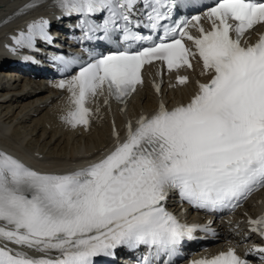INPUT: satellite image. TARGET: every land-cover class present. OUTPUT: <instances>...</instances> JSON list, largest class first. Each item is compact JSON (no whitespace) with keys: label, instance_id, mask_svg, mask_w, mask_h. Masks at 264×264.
<instances>
[{"label":"snow or ice","instance_id":"obj_1","mask_svg":"<svg viewBox=\"0 0 264 264\" xmlns=\"http://www.w3.org/2000/svg\"><path fill=\"white\" fill-rule=\"evenodd\" d=\"M56 3L65 15L81 17L86 38L122 33L132 42L59 81L57 86L70 92L71 107L62 119L73 128L91 125L87 104L105 87L126 101L143 82L145 64L191 68L190 57L198 54L213 75L187 104L168 109L161 102L135 126L129 121L114 150L73 172H41L0 149V241L7 242L0 244V264H95V258L114 255L121 246H147L171 256L195 230L166 209L171 192L201 208L235 209L264 188V34L255 43H242L245 33L264 24V0H215L206 13L211 30L200 23L201 16L166 25L175 0ZM48 23H30L26 34L14 37L16 44L31 47L37 36L48 39ZM141 26L162 30L163 36L141 35L135 30ZM192 27L199 36L191 34ZM144 41L148 46L133 48ZM178 81L185 84L188 77ZM250 223L264 236V215ZM143 264L154 262L145 257ZM193 264L247 261L229 249Z\"/></svg>","mask_w":264,"mask_h":264},{"label":"bare ground","instance_id":"obj_2","mask_svg":"<svg viewBox=\"0 0 264 264\" xmlns=\"http://www.w3.org/2000/svg\"><path fill=\"white\" fill-rule=\"evenodd\" d=\"M21 0H0V15ZM40 8L52 13L47 5ZM30 14L24 16L29 17ZM23 18L0 27V149H5L35 165L47 169H73L84 159L101 151L111 140V123L118 126L124 118L152 109L157 105L156 95L145 82L121 110L113 102L105 103V96L92 97L95 113L90 129L67 126L62 119L67 107V94L49 98L53 90H45L42 82L31 78L18 79L9 66H4L6 56L1 42L7 31ZM166 81L163 97L172 103L187 98L191 84L177 87ZM54 93H60L54 90ZM262 196V195H261ZM258 199V198H257ZM224 238L233 233L219 224Z\"/></svg>","mask_w":264,"mask_h":264}]
</instances>
